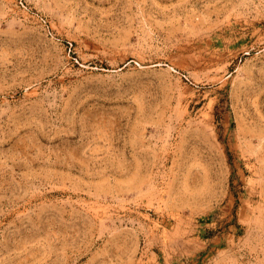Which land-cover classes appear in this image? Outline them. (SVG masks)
Listing matches in <instances>:
<instances>
[{
  "label": "rangeland",
  "instance_id": "1",
  "mask_svg": "<svg viewBox=\"0 0 264 264\" xmlns=\"http://www.w3.org/2000/svg\"><path fill=\"white\" fill-rule=\"evenodd\" d=\"M0 264H264V0H0Z\"/></svg>",
  "mask_w": 264,
  "mask_h": 264
}]
</instances>
